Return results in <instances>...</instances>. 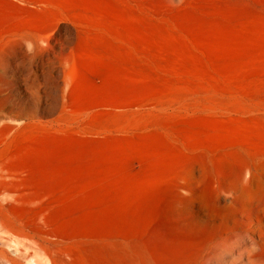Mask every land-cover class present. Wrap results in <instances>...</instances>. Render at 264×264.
I'll return each instance as SVG.
<instances>
[{
  "label": "rangeland",
  "instance_id": "1",
  "mask_svg": "<svg viewBox=\"0 0 264 264\" xmlns=\"http://www.w3.org/2000/svg\"><path fill=\"white\" fill-rule=\"evenodd\" d=\"M3 117L0 264H121L158 151L264 146V0H0ZM155 192L132 230L188 238L199 201Z\"/></svg>",
  "mask_w": 264,
  "mask_h": 264
},
{
  "label": "bare ground",
  "instance_id": "2",
  "mask_svg": "<svg viewBox=\"0 0 264 264\" xmlns=\"http://www.w3.org/2000/svg\"><path fill=\"white\" fill-rule=\"evenodd\" d=\"M150 174L124 191L121 264H264V146L248 140L210 149L158 151ZM165 181L199 201L189 222L191 235L170 239L167 233L145 241L131 225L141 227L156 196L155 186ZM86 196L85 220L92 215L95 190L88 188ZM98 213L105 223L109 213L103 208ZM91 256L96 264H105L103 251L96 249Z\"/></svg>",
  "mask_w": 264,
  "mask_h": 264
}]
</instances>
